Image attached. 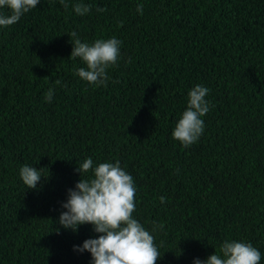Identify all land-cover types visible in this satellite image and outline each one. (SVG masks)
I'll use <instances>...</instances> for the list:
<instances>
[{"label":"trees","instance_id":"obj_1","mask_svg":"<svg viewBox=\"0 0 264 264\" xmlns=\"http://www.w3.org/2000/svg\"><path fill=\"white\" fill-rule=\"evenodd\" d=\"M73 31L122 41L106 86L75 75ZM197 84L210 110L185 148L171 134ZM88 157L133 177L156 264H193L225 240L251 243L264 264V0H39L0 26V264H90L74 246L100 234L57 222ZM24 165L47 177L37 189Z\"/></svg>","mask_w":264,"mask_h":264},{"label":"clouds","instance_id":"obj_2","mask_svg":"<svg viewBox=\"0 0 264 264\" xmlns=\"http://www.w3.org/2000/svg\"><path fill=\"white\" fill-rule=\"evenodd\" d=\"M38 4L39 0H0V8L6 7L11 13L0 15V26L15 24ZM73 8L78 16L91 10L90 5L83 3H77ZM136 10L142 14L143 5H137ZM97 11L106 9L98 7ZM67 35L72 38L68 58H79L85 65L77 68L75 75L93 86H106L108 69L115 67L120 59L122 41L112 37L97 39L89 44L82 43L75 31ZM209 91L197 84L187 94L186 109L171 134V138L185 148L197 142L204 131L201 118L210 110L206 100ZM53 95L54 90L50 88L44 95L45 101L51 102ZM75 171L80 179L74 188L67 190L66 202L61 204L66 211L60 213L57 222L61 228L74 233L79 226L90 224L93 231L100 235L84 240L82 245L74 246V250L88 252L90 264H156L161 254L154 244V236L132 215L136 195L133 177L121 168L119 161L100 163L94 167L91 157L76 166ZM19 176L26 189H37L38 183L45 178L37 168L28 165L19 169ZM165 200V197H160L162 204ZM157 227L163 228V225H157L153 231ZM260 260V251L251 243L225 240L219 247V254L214 252L204 260L195 259L193 264H259Z\"/></svg>","mask_w":264,"mask_h":264}]
</instances>
